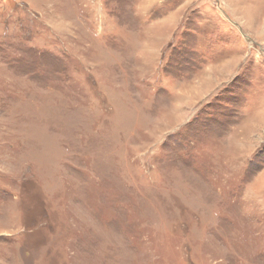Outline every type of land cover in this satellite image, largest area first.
<instances>
[{
  "label": "rangeland",
  "instance_id": "374dc122",
  "mask_svg": "<svg viewBox=\"0 0 264 264\" xmlns=\"http://www.w3.org/2000/svg\"><path fill=\"white\" fill-rule=\"evenodd\" d=\"M0 264H264V0H0Z\"/></svg>",
  "mask_w": 264,
  "mask_h": 264
}]
</instances>
